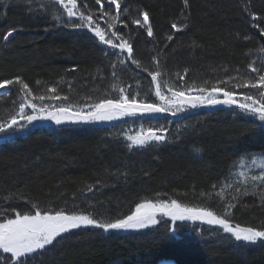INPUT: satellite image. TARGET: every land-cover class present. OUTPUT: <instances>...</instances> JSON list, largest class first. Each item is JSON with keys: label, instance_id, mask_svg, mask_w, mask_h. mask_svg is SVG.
<instances>
[{"label": "trees", "instance_id": "1", "mask_svg": "<svg viewBox=\"0 0 264 264\" xmlns=\"http://www.w3.org/2000/svg\"><path fill=\"white\" fill-rule=\"evenodd\" d=\"M14 2H0V80L20 77L34 95H47L48 88L56 87L58 94L69 97L46 104H72L80 110L102 98H116L114 85L135 93L132 85L138 83L150 102L157 82L162 90L223 87L241 101L245 88L237 85L264 73V0H187V7L184 0H118L119 12L107 0H77L74 11L91 15L94 22L119 15L115 31L133 49L131 58L116 49L124 53L123 66L104 57L88 27L68 24L66 9L56 0L32 8ZM143 12L149 14L152 37L147 26L134 23ZM173 23L181 30L173 29ZM253 67L261 72H252ZM156 71L161 75L153 82L149 72ZM23 99L15 84L0 96V123L18 115ZM235 107L191 109L107 125L40 123L11 139L0 138V211L8 210L10 217L15 211L34 214L35 205L104 221L124 218L147 200L176 199L217 214L230 202L236 205L228 217L233 224L264 230V184L248 189L247 195L240 194L245 190L225 188L241 159L264 154V128ZM139 123L163 129L166 140L145 149L129 148L116 130ZM168 227L171 224L166 226L162 219L144 231L103 234L81 228L49 246L32 264H264L262 243L238 247L239 242L218 227L197 224L177 223L171 237Z\"/></svg>", "mask_w": 264, "mask_h": 264}, {"label": "snow or ice", "instance_id": "2", "mask_svg": "<svg viewBox=\"0 0 264 264\" xmlns=\"http://www.w3.org/2000/svg\"><path fill=\"white\" fill-rule=\"evenodd\" d=\"M99 4L100 0H96ZM187 7V0H184ZM56 3L62 5L66 9L68 24L75 28L88 27L95 37L105 45L111 46L113 49H120L121 52L127 51L129 58L132 55V45L124 40L117 32H111L109 35L98 24L93 26V17L85 15L83 12L79 14L77 11V0H56ZM108 6L115 5L117 12L120 10L118 0H107ZM70 5V7H69ZM127 11V9H125ZM143 21L137 19L135 24L141 27H146L147 35L153 36V28L149 22V14L143 12ZM73 18H78L79 23H74ZM119 20V15L115 17ZM253 22L256 21V16L253 15ZM255 26V24H254ZM109 28L114 27L113 24L108 25ZM172 28L180 31L181 29L176 23L172 24ZM13 30H10L3 39L7 41L12 35ZM264 32V29L261 30ZM113 37L119 40V43H114ZM172 39L171 36L168 37ZM248 39V37H245ZM133 64L140 67L139 61L132 59ZM147 71V69H145ZM252 72L260 73L261 69L253 67ZM115 75V73H114ZM153 82H157L159 71L155 73L149 72ZM39 83V82H37ZM223 83V82H221ZM19 85L20 91L24 93V99L19 105V120L16 115H12L10 121L0 123V134H3L4 140L11 139L19 132H27L30 127L38 122L52 121L56 125H64L66 123H89L98 121H111L123 116L134 115H154L160 113L171 112L172 115L184 111V106L197 108L198 106H216L227 105L236 106L245 115H249L260 122V127L264 128V74L258 75L255 81L249 80L243 85L237 87L256 89L257 93L254 96L251 93L242 94L243 100L240 101L236 97L233 90H226L223 87H198L189 88L187 91L174 90L172 86H168L167 91L170 95L165 94L162 90V83L157 82L155 85V96L159 98L161 103H153L145 100H137L130 98V93L125 94L123 88L119 89L120 95L118 98H102L94 104L87 106V111L81 108L76 110L72 104L64 106L56 104H46L44 101H67L68 96L58 94L56 87L47 89V95H34L31 88L20 77L13 79L0 80V90L10 91L9 86ZM115 88V85L113 86ZM196 91L199 95H192ZM222 94L223 98L218 96ZM139 95V93H137ZM30 97L31 99H27ZM40 101V104L33 101ZM26 101V102H24ZM26 107L30 108L31 114H27ZM20 121H23L21 123ZM163 129H153L149 127L142 129L140 133L134 136H127L132 146L147 147L153 142L162 143L165 141V135L159 134ZM249 156V154H243ZM254 155V154H252ZM251 158V157H249ZM260 175L252 176L253 182L260 181L264 184V154H261ZM255 164L256 160L252 159ZM243 175V173H241ZM215 187V186H213ZM239 193V189H237ZM241 195H247L245 190ZM219 195V194H218ZM260 199L264 201V192L260 193ZM236 205L230 202L225 203L223 213L217 214L214 210L208 207L188 206L172 199L159 200L153 203L147 200L138 203L135 210L124 218L115 220H98L88 214H66L63 210L55 211L54 213L48 210H41L38 206L33 205L36 209L32 212L15 211L14 217L8 215V210L0 211V251L4 254L0 256V264H32L33 260L39 259L46 251L50 250L49 246H53L60 240H65L68 236L77 229L81 228H96L103 232L110 231H138L159 225L164 217L169 218L172 227L167 228V233L171 237L176 235V225L178 221H199L206 223L209 226H218L219 230L224 234H229L228 239H233L234 242H239L238 247L244 245H255L257 243L264 244V230H258L255 227L242 226L239 223L233 224L228 218L231 215L230 209ZM169 221H165L167 224Z\"/></svg>", "mask_w": 264, "mask_h": 264}, {"label": "rangeland", "instance_id": "3", "mask_svg": "<svg viewBox=\"0 0 264 264\" xmlns=\"http://www.w3.org/2000/svg\"><path fill=\"white\" fill-rule=\"evenodd\" d=\"M7 1L8 0H0V2H2V3H7ZM13 1H16V2H14L15 4L27 6L29 8L30 7L32 8L33 6L38 5L41 1L44 2V0H13ZM114 7H115V5H114ZM140 19H141V21H143V17H141ZM118 22H119V20H116L115 19L114 14L106 15L105 17L101 18L97 22L92 21L93 26H95V25L98 24L109 35L111 34V32H117V34H118V31H115V26H116V24H118ZM110 23L113 24L114 27L109 28L108 25ZM89 31H90V29H89ZM90 33L95 37V35H94V33L92 31H90ZM95 39L97 40V42L99 43V46L101 47L102 51L104 52V54H105L104 57L105 58L111 57V58H113L114 64H118L120 66H123V64H124V53H117L116 52L117 51L116 49H113V48H111V46L105 45L102 42H100L98 37H95ZM113 40H114V43H115V40H116L115 37H113ZM125 52H127V51L125 50ZM261 67H262V70L264 71V62L261 64ZM262 74H264V73H262ZM257 79H258V77H255V80H257ZM255 80H253V81H255ZM132 86H133L132 87L133 88L132 90H134L135 93L128 92V89H124L125 90V94L130 93L131 94L130 95V98H136L137 100H145V99H147L146 96H144V97L142 96V95H144L142 93H145L144 92V89L145 88L142 85H140L138 83L136 86H134V85H132ZM9 89L11 91L13 89V85L9 86ZM10 91H7L6 92V91H3V90H0V96H2L4 94H7ZM163 91L165 92V94L170 95V93H168L167 89H165ZM137 92L139 93V95H137ZM112 93H113V95L116 98H118V96L120 95L119 86L118 85H116V87L113 88V92ZM244 93H251L254 96V98H255L256 93H257V90L256 89H251V88H245V92H243V94ZM192 95H199V93L196 92V91H193L192 92ZM218 98L222 99L223 96L220 94V96H218ZM241 98L243 100V97H241ZM33 102L37 103L38 105L40 104V101H37V100L36 101H33ZM150 102H153V103H161V101L159 100V98L156 97L155 95H152L151 96ZM216 106H220V105H216ZM212 107H214V106L205 105V106H198L197 108H190L188 106H184L185 110L177 113L176 115L183 114L185 112L190 111L191 109H200V108H207V109H209V108H212ZM228 107H230V106H228ZM235 109H237L238 112L241 115L253 119L254 121H256L260 125V122L257 119H254L253 117H251L249 115L243 114L241 112V110L239 108H237V107H235ZM83 110L87 111V107H84ZM31 111L32 110L30 108H27L26 107L27 114H31ZM160 114H164V113H160ZM166 114H170L171 116H175V115H172L171 112H168ZM157 115H159V114H154V115H151V116H157ZM143 116H148V115H143ZM143 116L137 114V115H134V116H123V117H120L118 119H114V120H111V121H98V122L75 123V124H80V125H90V124H96V125H99L100 124L101 125V124H103V125H107V124L114 123V122H117V121H124V120H127V119H132V118H137V117H143ZM17 119L19 120V115H17ZM20 122L23 123V121H20ZM40 123H43L42 125H45V126H49V125H51V126H57L52 121H43V122H38L37 124H40ZM66 124H71V123H66ZM142 129H146V128L139 123L136 126L129 125L128 127H125V128L119 126V129H117L116 132L118 133V139L121 142H123L125 145H127L129 148L145 149V148H148V147H151V146H156V145L160 144V143L153 142L150 146L143 147V148L132 146L131 143H130V141L127 140V136H130V135L131 136H134V135L140 133ZM159 134L165 135V132L162 131ZM2 135L3 134H0V138H2ZM165 140H166V135H165ZM250 157L251 158L248 157V158L241 159L233 167V169L231 171V174L228 177L227 182L225 184V188H228L229 187V188H235V189H240V190H248V189L250 190V189H253V188H256V187H259V186L263 185V184H261V182L259 180L256 181V182H253L251 180V177L252 176H254V175L258 176L261 173V168L259 167V164L261 163V158H260L261 155L260 154L259 155H253V156H250ZM252 159H255L256 160V163L255 164L252 163ZM241 173H243V175H241ZM163 220L164 221H169V223H170V220L167 217H164ZM177 223L184 224V225L197 224V226L218 227V226H209L208 224L201 223L199 221H196V222H193V221H178ZM147 229H149V228H147ZM147 229H142L140 231H144V230H147ZM99 230L100 229H97V231H99ZM74 231H76V230H74ZM100 231L103 234H107V233H111V232H115V233H126V232H130V231H133V230H129V231H110V232H103L102 230H100ZM158 264H174V263L171 260H162Z\"/></svg>", "mask_w": 264, "mask_h": 264}]
</instances>
